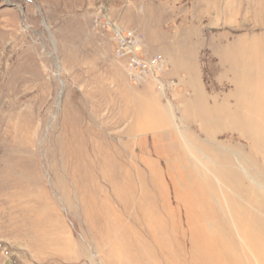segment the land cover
<instances>
[{"label":"rangeland","instance_id":"rangeland-1","mask_svg":"<svg viewBox=\"0 0 264 264\" xmlns=\"http://www.w3.org/2000/svg\"><path fill=\"white\" fill-rule=\"evenodd\" d=\"M204 1L0 0V264H171L183 244L158 218H184L183 195L203 196L181 177L198 182V168L221 202L232 192L218 172L264 185L251 142L204 116H240L248 99L262 112L240 91L264 90V52L252 56L264 0ZM111 23L141 31L176 86L135 84ZM247 255L229 264L258 263Z\"/></svg>","mask_w":264,"mask_h":264},{"label":"bare ground","instance_id":"bare-ground-1","mask_svg":"<svg viewBox=\"0 0 264 264\" xmlns=\"http://www.w3.org/2000/svg\"><path fill=\"white\" fill-rule=\"evenodd\" d=\"M236 84L242 83L239 81ZM259 91L260 93L251 90H248L247 93L240 92L252 99H260L258 103L262 105V112L251 113L252 110L247 109L252 106L248 97V100L243 104L246 112L240 116H237L236 113L233 114L230 108L227 109L228 111H224V108L204 116L205 120H210L212 115H219L222 122L215 123L218 125L217 128L226 125L240 141L251 142L249 154L258 159L255 162L260 164L259 166L264 172V90L260 89ZM241 93L239 97L243 96ZM138 126L139 128H148L150 125L141 121ZM234 167V165H229L230 171ZM244 171L247 174L245 169ZM195 172L198 182L190 184L187 176L181 177V179L185 181L183 182L187 188L201 189L202 201L187 192V196L183 195L184 203L182 205L188 213L184 218L171 213L168 218H163V216L158 218V221L164 224L165 230L169 233L170 242L173 243V237H176L178 244H183L181 247L174 244L169 247L171 255L174 258L176 256L180 258V261L171 262V264H187L192 255L198 259L202 258L206 262L205 264H229L232 260H243V262L246 260L245 262L249 263L248 252L258 262L257 264H264V191L262 189L264 185L259 184L258 177L256 179L253 176L254 182L260 187L257 190L254 186L246 183L237 172H232V176L225 174L227 173L225 171V173L223 171L216 173L220 181L224 180L232 192L224 193L221 190L228 212L211 179L198 168L195 169ZM180 193L183 192L180 191ZM233 194L237 198L233 197ZM167 200H163L164 203L160 202V204L164 209L172 210L173 206ZM200 203H203V208ZM181 226L185 229H182ZM237 238L240 239V242L237 241ZM159 247L161 251L168 250L167 247L164 249L160 243Z\"/></svg>","mask_w":264,"mask_h":264},{"label":"built area","instance_id":"built-area-1","mask_svg":"<svg viewBox=\"0 0 264 264\" xmlns=\"http://www.w3.org/2000/svg\"><path fill=\"white\" fill-rule=\"evenodd\" d=\"M114 39L115 57L124 63L128 77L135 84L154 81L161 92H167L175 81L166 80L167 58L162 54L149 55L145 50V36L138 29L122 28L116 23L110 24Z\"/></svg>","mask_w":264,"mask_h":264},{"label":"crops","instance_id":"crops-1","mask_svg":"<svg viewBox=\"0 0 264 264\" xmlns=\"http://www.w3.org/2000/svg\"><path fill=\"white\" fill-rule=\"evenodd\" d=\"M204 2H206V1H204ZM210 2V0L209 1H207L206 3H209ZM216 10L215 11H217V8H215ZM206 10V9H205ZM213 11V10H212ZM219 11V10H218ZM216 22V21H215ZM231 46V45H230ZM145 47L147 48V45H146V42H145ZM260 48H258V49H256L255 51L253 50V52H252V56H254L255 54H257L256 56H258L257 57V59L256 60H259L260 58H261V53L262 52H264V39L262 38V45L261 46H259ZM251 56V55H250ZM262 57H263V53H262ZM253 60V59H252ZM253 62H257V61H254L253 60ZM260 62V61H259ZM255 66H257V65H255ZM253 66H250V65H247V71L249 72V70L252 68ZM258 68L260 67V66H257ZM247 72V73H248ZM253 74H255V73H252V77H253ZM261 75H263L262 73H261ZM254 76H256V74L254 75ZM251 76L249 75V74H247V79H248V81L250 80V79H252V78H250ZM257 78H259L258 76H256V79ZM262 78H264V76H262ZM264 89V88H263Z\"/></svg>","mask_w":264,"mask_h":264}]
</instances>
